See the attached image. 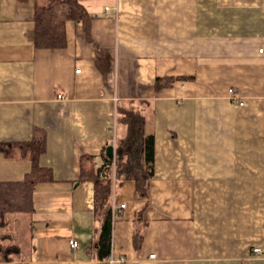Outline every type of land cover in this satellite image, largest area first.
I'll use <instances>...</instances> for the list:
<instances>
[{
    "label": "crops",
    "instance_id": "obj_1",
    "mask_svg": "<svg viewBox=\"0 0 264 264\" xmlns=\"http://www.w3.org/2000/svg\"><path fill=\"white\" fill-rule=\"evenodd\" d=\"M34 2L0 0V145L13 148L0 149V182L32 169L23 145H42L35 162L51 174L32 213L1 230L12 263L264 264V0H80L87 23L66 21L59 48L34 46ZM124 110L154 139L144 196L114 176ZM109 146L101 259L80 161L102 167Z\"/></svg>",
    "mask_w": 264,
    "mask_h": 264
},
{
    "label": "trees",
    "instance_id": "obj_2",
    "mask_svg": "<svg viewBox=\"0 0 264 264\" xmlns=\"http://www.w3.org/2000/svg\"><path fill=\"white\" fill-rule=\"evenodd\" d=\"M32 41L36 48H59L65 43L64 24L66 21L87 23L88 13L80 0H34ZM120 123L125 126L126 133L115 142V179L133 180L138 196H144L153 176V136L144 134V117L133 111L124 110L120 115ZM29 146V147H28ZM0 145L6 155L13 148ZM26 152L29 148L33 156L32 169L19 182H0V264H13L11 254L17 253L15 245L10 244L7 236L1 232L8 225L10 215L30 214L33 211L32 192L39 182L51 180L48 169L39 167L35 156L43 147L23 145ZM112 157H105L102 167L95 168L90 157L80 161L82 180H90L94 184V216L100 220L95 243L99 258L104 259L110 252L112 211L110 197L112 180L110 162Z\"/></svg>",
    "mask_w": 264,
    "mask_h": 264
},
{
    "label": "built area",
    "instance_id": "obj_3",
    "mask_svg": "<svg viewBox=\"0 0 264 264\" xmlns=\"http://www.w3.org/2000/svg\"><path fill=\"white\" fill-rule=\"evenodd\" d=\"M58 97H60V96H58ZM113 162H114V161H113ZM120 207L123 208V207H124V204H121ZM111 209H112V213H113L114 210L116 209V206L112 204V208H111ZM112 217H113V215H112ZM68 244H69V246H70L71 249H76V248L79 246L78 241H76V240H74V239H70V240L68 241ZM260 254H261V250H260V249H258V248L253 249V254H252L253 256H260ZM151 258H153V257H151ZM116 262L121 263V262H123V259H118V260H116V259L113 257V255L110 254V255L106 258L104 264H114V263H116ZM46 264H53V263L48 262V263H46Z\"/></svg>",
    "mask_w": 264,
    "mask_h": 264
},
{
    "label": "water",
    "instance_id": "obj_4",
    "mask_svg": "<svg viewBox=\"0 0 264 264\" xmlns=\"http://www.w3.org/2000/svg\"><path fill=\"white\" fill-rule=\"evenodd\" d=\"M106 154L108 157H112V146L107 147Z\"/></svg>",
    "mask_w": 264,
    "mask_h": 264
},
{
    "label": "rangeland",
    "instance_id": "obj_5",
    "mask_svg": "<svg viewBox=\"0 0 264 264\" xmlns=\"http://www.w3.org/2000/svg\"><path fill=\"white\" fill-rule=\"evenodd\" d=\"M18 229L21 231V228L20 227H18Z\"/></svg>",
    "mask_w": 264,
    "mask_h": 264
}]
</instances>
